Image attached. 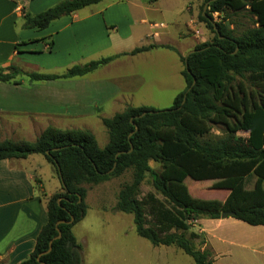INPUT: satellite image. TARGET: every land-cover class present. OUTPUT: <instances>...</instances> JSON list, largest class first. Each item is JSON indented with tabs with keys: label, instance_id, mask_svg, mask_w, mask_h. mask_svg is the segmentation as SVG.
<instances>
[{
	"label": "trees",
	"instance_id": "obj_1",
	"mask_svg": "<svg viewBox=\"0 0 264 264\" xmlns=\"http://www.w3.org/2000/svg\"><path fill=\"white\" fill-rule=\"evenodd\" d=\"M101 1L62 0L37 14L25 12L23 27L41 30L61 16ZM241 10L254 17V24L235 34L226 19ZM214 12L219 20H214ZM198 19L211 30L212 39L196 44L184 56L171 44L149 43L74 64L60 74L0 66V82L17 84L19 74L30 81L81 76L119 55L154 48L175 51L183 63L180 73L185 87L169 107L127 105L121 112L101 117L108 134L103 147L86 128L48 125L32 141L2 139L0 132V159L42 154L55 168L61 187L48 197L47 221L33 251L21 264H83L72 228L87 211L84 184L100 183L129 168L132 179L119 189L112 210L132 214L138 236L154 246H174L194 264L214 262L210 248L194 245L192 240L199 237L198 233L185 235L190 222L217 219L223 211H233L235 219L264 225V0H202ZM212 125L223 126L224 135L203 139ZM240 131L248 135H238ZM149 161L161 164L162 169H154ZM146 174L162 198L151 191L140 196ZM186 176L195 181L231 178L236 186L223 201L199 199L190 195L183 182ZM250 178L252 187L238 188L241 180ZM58 220L63 221L56 225ZM57 227L60 236L43 253L58 234Z\"/></svg>",
	"mask_w": 264,
	"mask_h": 264
},
{
	"label": "rangeland",
	"instance_id": "obj_2",
	"mask_svg": "<svg viewBox=\"0 0 264 264\" xmlns=\"http://www.w3.org/2000/svg\"><path fill=\"white\" fill-rule=\"evenodd\" d=\"M30 1H32L33 10H30L29 13L37 14L62 0ZM166 1L167 4L165 7L169 11L167 15L171 17L174 12L180 10L181 0H164V2ZM201 3L202 1L200 0L197 5V15L194 17V21L198 24L196 29L183 36H177L176 32L172 30L166 35L155 37L154 40L158 42L153 41V43L166 42L174 45L175 48L179 50H177L178 53L184 56L185 53L193 49L196 44L211 40L213 33L198 19ZM128 6L126 3L119 2L118 0H103L97 4L79 9L78 18L76 19L78 23L76 22L74 26L77 25V27H80L83 31L72 39L74 41L76 40V44H72L71 38L63 35L58 37V46L54 51L56 55H47L48 49H46L45 51L42 50V52L41 50H37L40 52L28 55L26 58L29 57L32 61H38V65L60 63V67L55 71L60 70L63 72L67 67L73 64H82L100 57L121 54L122 52L130 51L135 46L146 44L151 38H148L144 27L140 25L138 26L142 28L138 27L135 33L126 36L118 32L113 33L111 28L105 26L103 23L102 15L108 12H115L119 14V16H121L122 13H133L134 15L132 17H137V19L143 15L139 10L132 7L129 9ZM67 16L70 15H64L53 20L44 29L38 30L32 28V30H34L32 34L42 32L46 29L56 31L57 28L62 27L61 25H65V21L59 20ZM88 16H90V18L84 19ZM214 18V20H219L220 17H218V13L215 14ZM120 19L121 23H127L125 16ZM226 20L230 23V27L234 29L235 34L240 33L246 28L252 27L254 24V17L246 10L232 13ZM99 21L101 23H99ZM68 22H70V19H68ZM193 40H195V43L191 44ZM33 46L44 49L43 42L33 43ZM55 58L59 62H45L54 60ZM116 58L130 64L111 65L108 68L100 70L92 78V80H94L92 83L94 86L97 84L95 81L97 82L98 79L112 77L116 74L122 77L120 78L121 80L127 76L129 77L128 82H126L127 85L130 87L136 86L138 88V90L136 89V100L144 105L158 109L169 107L174 97L185 87V82L180 73L183 68V63L178 54L173 50L166 48L160 49L154 51L152 55H141V57L136 59H131V57L126 55H119ZM131 62H136V64H131ZM22 67H24L27 72L31 71V68H29L31 67L30 65L23 63ZM32 67L36 71L42 72L37 66ZM24 76V74H19L16 78L19 79ZM124 80L126 81V79ZM125 81L123 83H125ZM116 83L117 81L109 84L117 87ZM12 84L0 82V103L2 105H9L17 101L18 103H24L18 105L21 110L26 112L36 111L37 102L40 100V98H38L40 97L39 93L40 91H45V89L37 92L27 90L23 84L22 86ZM109 84L108 86H110ZM73 85H75L73 89L75 92L79 93V97L85 99V94L89 90L88 85L79 83V81ZM48 87L55 86L49 85ZM248 87L250 88V84H248ZM96 89L94 88V91H96ZM111 93L113 92H109L108 94ZM95 94L96 99L101 98L99 95L102 94L98 92ZM106 103L109 104L110 108L103 112V116L110 117L114 114L115 110H113V108L119 104V101L118 99H109ZM81 110L84 115L73 120L71 127L91 130L99 146L103 147L108 141V134L105 126L100 121V118L92 113L90 108L85 107ZM2 113L3 114L0 115V130L3 133L2 137L13 136L9 132L10 127L17 129L18 126L22 125L19 128L30 130L29 132H31L35 130V128L39 130L42 126L46 125L45 122L39 119V116L29 114H24L22 116L18 114V116H16L17 114L15 113ZM222 135H224L223 126L212 125L211 130L203 139H214ZM238 135L245 136L247 133L240 131ZM37 136L38 134L33 132L32 134L28 133L25 137L32 141ZM149 164L156 170L162 169L161 164L157 162L149 161ZM131 179L132 168H129L119 176L109 178L100 183L84 184L87 188L85 201L88 205V211L86 217L77 223L74 228L80 241L79 245L81 246L83 264H194L193 259L178 248L165 245L154 246L148 240L138 236L135 233L132 214L112 210L119 189L124 183L131 181ZM45 181L47 182V178H45ZM183 182L187 186L191 196L199 199H216L219 201H223L229 191L236 186V182L231 180V178L195 181L186 176ZM252 185L253 178H250L246 181L241 180L239 183L240 187L238 188H250ZM47 188H49L48 182ZM240 189H238L239 192ZM150 191L154 192L159 198H162V196L153 189L149 174H146L144 180L140 184V196ZM204 221H206V219L201 223L202 226H204ZM194 222L195 220L190 222V226L188 230L185 231V235H188L189 232L193 230L192 226ZM205 225L208 229L214 230V225H209V223ZM208 233L210 234L208 238L215 247L216 231ZM204 240L205 235L202 233L198 238L192 241L196 247L201 248L203 245L201 241ZM174 249L176 252L175 255L171 253L167 255L164 254Z\"/></svg>",
	"mask_w": 264,
	"mask_h": 264
},
{
	"label": "crops",
	"instance_id": "obj_3",
	"mask_svg": "<svg viewBox=\"0 0 264 264\" xmlns=\"http://www.w3.org/2000/svg\"><path fill=\"white\" fill-rule=\"evenodd\" d=\"M118 1L126 3L127 6L130 5L128 6L129 9L132 7L139 10L143 15L137 19V17H132L133 13H122L119 16L115 12H108L102 15L103 23L105 26H109L113 33L118 32L126 36L135 33L139 27L138 25H140L144 27L148 38H151L146 44L153 43L155 37L166 35L172 30L176 32L177 36H183L198 27L194 17L197 15V5L200 0H181L180 10L174 12L171 17L167 15L169 11L165 7L167 1L164 2V0ZM30 10H33L32 1L30 0H0V66L14 65L27 72L22 67V64L25 63L31 66L29 67L31 71L28 72H40L32 67L37 66L42 70V73H63L64 71H55L60 67V63L38 65V61H32L26 56L40 52L37 50L42 52V50L45 51L46 49H48L47 55H56L54 51L58 46V37L65 35L72 40L77 34L81 33L83 30L77 25L74 26L77 22L78 10L72 12L70 16L59 20L65 21V25H61L62 27L57 28L56 31L46 29L35 34H32L34 30L23 27V14ZM123 16L127 19V23L120 22V18ZM88 18L90 16L84 19ZM68 19H70V22H68ZM99 23L101 22L99 21ZM22 42L27 43L21 44ZM37 42H43L44 49L33 46V43ZM50 42L52 43L51 48L48 47ZM71 43L76 44V40H72ZM159 43L166 44V42ZM193 43H195V40L191 42V44ZM160 49L165 48H154L134 55L126 54V56L136 59L141 57V55H152L154 51ZM45 62L59 61L55 58ZM119 64L130 63L122 62V60L115 58L109 63L101 65L81 76L49 81H30L25 75L19 79L16 78L19 81L17 84L8 83L17 86H22L23 84L27 90L38 92L45 89V91H40L39 93L40 97L38 98L40 100L37 102L36 111L26 112L21 110L18 105L24 103H18L15 100L16 103L9 105L0 103V115L3 114L2 112L15 113L17 114L16 116L18 114L20 116L24 114L35 115L39 116V119L45 122L46 125L39 130L35 128L31 132H29L30 130L19 128L22 125L18 126L17 129L10 127L9 132L13 136L2 137L3 133L0 130L1 138L28 140L25 137L28 133L36 132L39 135L48 125L61 129L74 128L71 127L73 120L84 115L81 109L85 107L90 108L92 113L99 117L101 121V117H104L103 112L110 108L109 104L106 103L109 99H118L119 101V104L113 108L115 110L114 114L121 112L127 105H144L136 100L138 88L127 85L126 82L129 80L127 76L120 80L122 77L115 74L112 77L98 79L97 82L95 81L97 83L95 86L92 84L94 82L92 78L97 72L111 65ZM131 64H136V62H131ZM77 81L88 85V92L84 91L87 92L86 94L84 93L85 99L79 97V93L73 89V86H75L73 84L77 83ZM115 81H117V87L109 84L115 83ZM124 81L125 83H123ZM49 85H54L55 87H48ZM94 88L96 91H94ZM96 92L102 94L99 96L103 100L96 99ZM109 92L113 93L108 94ZM45 178H47L49 188H47ZM59 190H61V187L55 168L42 154L33 153L25 158L0 159V264H21L29 257L34 249L36 237L47 221V199L51 194ZM205 219L204 226H202L201 223ZM207 223L214 225V230L208 229L205 225ZM75 225L72 229L79 244V238L74 231ZM192 227V231L198 233L199 236L202 233L205 235L201 249L210 248L212 250L214 264H264V225H250L233 217H226L217 219L199 218L195 220ZM215 231L216 243L214 247L208 238L210 235L208 232L213 233ZM169 253L175 255V249L164 254L167 255Z\"/></svg>",
	"mask_w": 264,
	"mask_h": 264
},
{
	"label": "water",
	"instance_id": "obj_4",
	"mask_svg": "<svg viewBox=\"0 0 264 264\" xmlns=\"http://www.w3.org/2000/svg\"><path fill=\"white\" fill-rule=\"evenodd\" d=\"M206 7H207V2L204 4V6H203V12L205 11V9H206ZM194 49H191V50H189L185 55H188L190 52H192ZM234 215V212L233 211H223L222 213H221V215H220V218H226V217H232ZM71 220H72V218H71ZM70 220V221H71ZM63 220H58L57 222H56V225H58L60 222H62ZM57 231H58V234L56 235V236H54L50 241H49V245H48V249L46 250V251H44L43 253H45V252H48L50 249H51V245H52V241H53V239H55V238H58L59 236H60V230L58 229V227H57ZM40 255V254H39Z\"/></svg>",
	"mask_w": 264,
	"mask_h": 264
},
{
	"label": "built area",
	"instance_id": "obj_5",
	"mask_svg": "<svg viewBox=\"0 0 264 264\" xmlns=\"http://www.w3.org/2000/svg\"><path fill=\"white\" fill-rule=\"evenodd\" d=\"M215 14H217V12H214V13H213V16H214V17H215Z\"/></svg>",
	"mask_w": 264,
	"mask_h": 264
}]
</instances>
